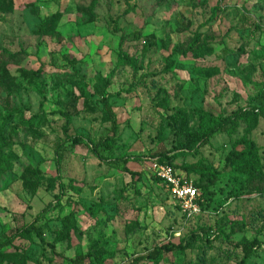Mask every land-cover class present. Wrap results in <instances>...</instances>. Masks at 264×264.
Instances as JSON below:
<instances>
[{"label":"rangeland","instance_id":"374dc122","mask_svg":"<svg viewBox=\"0 0 264 264\" xmlns=\"http://www.w3.org/2000/svg\"><path fill=\"white\" fill-rule=\"evenodd\" d=\"M114 23L139 40L120 50ZM190 44L187 58L173 53ZM106 97L118 132L101 155L146 159L126 165L131 176L68 143L57 200L64 116L68 136L97 142L110 133ZM249 107L264 108V0H0V240L36 217L44 240H16L0 264H70L88 252L112 254L102 264H130L167 242L184 251L156 264H239L234 245L246 241L261 243L247 264H264V194L239 188L240 177L224 170L244 137L264 170V119L173 160L193 184L204 178L181 167L224 172L211 196L198 190L191 215L150 168L152 154L172 148L173 126L196 130Z\"/></svg>","mask_w":264,"mask_h":264},{"label":"trees","instance_id":"16d2710c","mask_svg":"<svg viewBox=\"0 0 264 264\" xmlns=\"http://www.w3.org/2000/svg\"><path fill=\"white\" fill-rule=\"evenodd\" d=\"M114 31L120 33V50L121 45L124 41L139 40L140 38L138 32L125 34L123 30H121L117 26L116 23H114ZM193 45L194 44H190L189 47L184 50H174L173 53L180 55L182 58H187L191 52L195 51ZM121 58L122 61L130 64V62L127 61L125 55H122ZM34 75L37 77L38 72H36ZM109 100L110 98L106 97L102 99L101 104L102 111L111 126L110 133L104 138L99 139L97 142L86 140L85 138L79 135L73 137L68 136L67 129L70 125V118L64 116V140L56 147L54 152L56 179L58 181L59 187V195L57 196V200L60 199L61 195L64 193L65 190V186L62 183L60 177V153L64 146L68 143H70L72 146H81L88 149L102 163H105L108 166L121 170L124 173H128L131 176H133L134 173L128 170L126 165L130 162H140L146 159L144 158V156L131 155H125L120 158L111 159L101 155V151H112L114 147V140L116 139L118 132V123L116 120V116L111 109ZM260 118L264 119V108L249 107L243 110H236L235 112L226 117H218L212 121H209L200 129L190 131L187 129H182L181 127L176 128L175 126H173L174 144L172 148H170L169 150H158L150 156V159L155 160L160 164H167L171 166L174 171H176V167L173 164L174 159L186 157L187 155L199 151L203 147L207 146L210 140L215 135L220 133H231L233 128L235 126H238V124L241 122L247 125H251L256 122L257 119ZM242 145L243 148L240 151H232L226 156L224 170L228 169V173H234L240 177V180L237 183L233 182V184H237L239 188H245L249 193L264 194V170L261 166L258 157V148L251 140L245 137L242 138ZM181 169L187 173H196L200 177L204 178V182L202 184H193L197 190L198 198V190H200V196L203 198L211 196L212 192H210V188L215 186L216 182L224 176V172H220L212 166L205 165L201 162L192 165H185L181 167ZM156 180L158 179L156 178ZM158 181L161 182L160 180ZM197 204H200L199 200H197ZM37 222L38 217H36L32 222L26 225L15 228L10 232L7 237H5L3 240H0V256L3 254V251L11 247L16 240H19L24 237L35 235L40 240V242L43 243L44 240L42 238V234L39 226L37 225ZM234 247L240 249V251L242 252V259L239 264H247L248 260L256 253V251L260 250L261 243L258 241H246L235 244ZM50 248L52 249L53 255L60 258V256L56 254L52 245L50 246ZM183 251L184 246L181 243L175 244L172 242H167L154 247L152 250H150L144 255L137 256L130 264H156L162 261L167 255L178 254L182 253ZM110 257H112V254L109 253L98 254L96 252H88L84 256H78L74 259L68 260V262L70 264H85L90 261L91 263L95 262L96 264H102L104 259Z\"/></svg>","mask_w":264,"mask_h":264},{"label":"built area","instance_id":"2783aa9c","mask_svg":"<svg viewBox=\"0 0 264 264\" xmlns=\"http://www.w3.org/2000/svg\"><path fill=\"white\" fill-rule=\"evenodd\" d=\"M154 176L165 186L167 192L175 200L184 213L191 215L198 211L197 190L191 180L182 179L171 166L151 160Z\"/></svg>","mask_w":264,"mask_h":264}]
</instances>
